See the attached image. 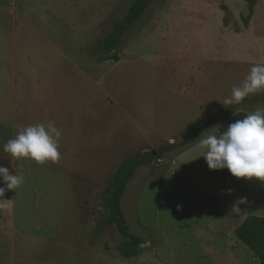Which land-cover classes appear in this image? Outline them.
<instances>
[{"label":"rangeland","instance_id":"obj_1","mask_svg":"<svg viewBox=\"0 0 264 264\" xmlns=\"http://www.w3.org/2000/svg\"><path fill=\"white\" fill-rule=\"evenodd\" d=\"M133 2L0 0V166L24 177L0 194V264H260L232 227L264 215V182L210 170L198 143L143 165L128 185L124 210L146 241L138 255L123 257L117 227L104 224L119 162L218 114L264 64V0L251 15L245 0H155L110 59L100 45ZM190 82L200 112L183 98ZM40 123L61 131L56 162L4 151Z\"/></svg>","mask_w":264,"mask_h":264},{"label":"trees","instance_id":"obj_2","mask_svg":"<svg viewBox=\"0 0 264 264\" xmlns=\"http://www.w3.org/2000/svg\"><path fill=\"white\" fill-rule=\"evenodd\" d=\"M154 1L134 0L124 17L113 24L100 45L101 51L108 58L118 60V54L113 55V53L122 44L125 33L131 26L138 23ZM245 1L248 3L249 15L253 14L254 0ZM260 102H264V96H248L238 105L226 106L228 108L224 107L216 115H212L207 119L200 118L193 121L177 134L173 142L169 141L159 146L156 149L157 154L164 157L183 152L198 143V139L202 134L206 135L216 127H218L219 133L225 131L229 124L237 119H242L248 114L246 111L241 110V107L252 106ZM155 158H158L157 155L149 151L127 154L112 172L103 190L104 224L117 227L121 236L117 249L125 258L138 255L141 244L146 241L133 231L130 220L124 210L123 198L135 173L143 165L150 164ZM218 171L228 178H234L227 169ZM235 234L248 246L260 264H264V215H247L241 224L236 227Z\"/></svg>","mask_w":264,"mask_h":264},{"label":"clouds","instance_id":"obj_3","mask_svg":"<svg viewBox=\"0 0 264 264\" xmlns=\"http://www.w3.org/2000/svg\"><path fill=\"white\" fill-rule=\"evenodd\" d=\"M261 90H264V64H257L251 67L240 86L232 88L231 95L222 104L225 107L238 105L250 94ZM60 137L61 131L53 123L27 126L5 143L4 151L17 159L56 162L60 158ZM198 146L210 170L227 169L233 177L256 178L264 182V110H256L235 120L219 134H202ZM0 178L4 184L0 187V194L18 188L24 182L22 175L10 174L3 166H0Z\"/></svg>","mask_w":264,"mask_h":264},{"label":"crops","instance_id":"obj_4","mask_svg":"<svg viewBox=\"0 0 264 264\" xmlns=\"http://www.w3.org/2000/svg\"><path fill=\"white\" fill-rule=\"evenodd\" d=\"M192 86H191V82L188 84V85H186L185 87H184V91H183V98L185 99V100H187L188 101V105H189V108L192 110H194V111H196V112H200V111H202L203 109H204V107L205 106H203L202 104H201V102L199 101V103H197V107H194L195 105H196V103H195V101H194V97L197 95L196 94V91L195 90H193L192 88H191ZM198 99H200V91H199V93H198ZM215 103V102H214ZM227 217V216H226ZM220 218V221H219V224H222V223H228V220H229V223L232 221V217H233V215H229L228 214V217L227 218ZM231 218V219H230ZM216 222V221H215ZM242 222V219L237 223L236 222V224L232 227V228H236L240 223ZM215 225H217V222L216 223H214ZM223 229V228H222ZM222 232H223V230H221ZM225 238V237H224ZM233 239V238H232ZM231 242V241H230ZM233 246H236V245H233ZM224 248H225V246H224ZM235 249V251H236V248H234ZM233 248L232 249H229V248H225V250L223 251L224 252V255L222 254V251L219 253V255H220V257L221 258H223L222 257V255L223 256H225V255H228L227 256V258H228V260H230V261H235V255H233V250H234ZM224 259V258H223Z\"/></svg>","mask_w":264,"mask_h":264},{"label":"water","instance_id":"obj_5","mask_svg":"<svg viewBox=\"0 0 264 264\" xmlns=\"http://www.w3.org/2000/svg\"><path fill=\"white\" fill-rule=\"evenodd\" d=\"M152 153L155 154V155H157L158 158H162L161 156H159V155L157 154V151H156V150H153ZM145 245H146V242H143V243L141 244L142 247L145 246Z\"/></svg>","mask_w":264,"mask_h":264}]
</instances>
